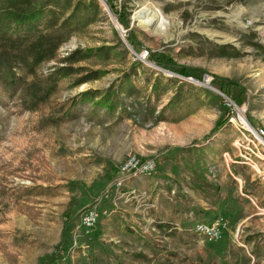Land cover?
Instances as JSON below:
<instances>
[{
	"label": "rangeland",
	"instance_id": "obj_1",
	"mask_svg": "<svg viewBox=\"0 0 264 264\" xmlns=\"http://www.w3.org/2000/svg\"><path fill=\"white\" fill-rule=\"evenodd\" d=\"M95 1L94 21L27 76L90 54L45 100L28 110L0 90V264H264V0ZM178 79L182 103L157 120ZM131 156L155 159L153 175L125 181ZM217 217L222 238L206 243L193 223Z\"/></svg>",
	"mask_w": 264,
	"mask_h": 264
},
{
	"label": "trees",
	"instance_id": "obj_2",
	"mask_svg": "<svg viewBox=\"0 0 264 264\" xmlns=\"http://www.w3.org/2000/svg\"><path fill=\"white\" fill-rule=\"evenodd\" d=\"M98 13L99 5L95 0H0L1 92L9 99H13L19 93V100L28 110L33 109V103L45 100L54 89L58 77L73 73V64L87 59L90 54L81 53L80 50L72 51L69 55L61 58L62 63H67L66 66L56 68L46 76L45 81L33 80V78L27 80V76H34L36 69L42 63L55 58L57 50L69 34L93 22ZM124 26L127 28L126 25ZM125 37L130 40L129 30L125 32ZM107 49L109 48L99 47L93 51L98 55L104 51L107 53ZM159 64L166 68L169 67V64L162 60L159 61ZM179 68L172 67L170 69L185 75L184 67ZM17 69L22 70L25 76L19 74ZM96 77L97 74L91 76L90 79ZM175 81L178 85L174 94L158 112L157 120H165L164 111L168 107L175 110L183 101L181 90L188 83H179V79ZM121 89L123 90V88ZM152 90L159 93L158 82L152 86ZM123 91L131 92L132 90L127 88ZM88 94L89 92H84L79 96L85 100ZM103 97L100 98V103L108 104L107 100L102 99ZM2 99L0 97V101ZM109 105L112 104L109 103ZM183 116L181 114L179 118ZM52 119L48 122H55L62 118ZM43 122L48 123L44 120ZM32 191L31 188H28L24 190V193L27 195ZM170 233L175 232L170 231Z\"/></svg>",
	"mask_w": 264,
	"mask_h": 264
},
{
	"label": "built area",
	"instance_id": "obj_3",
	"mask_svg": "<svg viewBox=\"0 0 264 264\" xmlns=\"http://www.w3.org/2000/svg\"><path fill=\"white\" fill-rule=\"evenodd\" d=\"M126 30H123V35L125 36ZM147 50L138 54L137 57L141 61H145L147 58ZM157 161L155 159L139 160L135 156H131L128 161L123 165L122 172L125 175V181L129 179L136 178L138 176L149 177L153 175L156 170ZM121 183H118L120 185ZM131 190V193H134ZM99 210L96 206L87 207L80 215V220L78 227L84 233H90L91 228L95 226L99 219ZM226 221L223 217H217L210 221H195L193 223L192 229L197 234L203 237L204 242L212 244L219 241L222 238L224 229L226 228Z\"/></svg>",
	"mask_w": 264,
	"mask_h": 264
},
{
	"label": "bare ground",
	"instance_id": "obj_4",
	"mask_svg": "<svg viewBox=\"0 0 264 264\" xmlns=\"http://www.w3.org/2000/svg\"><path fill=\"white\" fill-rule=\"evenodd\" d=\"M145 17L148 21H149V26L150 27H154L155 24H157L158 18H156L155 16H153L152 14L148 13V12H142L139 16V18H143ZM194 82V81H193ZM196 82V81H195ZM197 83V82H196Z\"/></svg>",
	"mask_w": 264,
	"mask_h": 264
},
{
	"label": "water",
	"instance_id": "obj_5",
	"mask_svg": "<svg viewBox=\"0 0 264 264\" xmlns=\"http://www.w3.org/2000/svg\"><path fill=\"white\" fill-rule=\"evenodd\" d=\"M101 2H103L104 3V1L103 0H100ZM104 5L106 6V4L104 3ZM107 9V8H106ZM109 11V10H108ZM170 74H173V75H176L175 73H173V72H171ZM178 76V75H177ZM180 77H182V78H184V79H186V80H189V81H196V82H198L196 79H193V78H188V77H183V76H180ZM204 85H207V84H204ZM221 95H223V94H221Z\"/></svg>",
	"mask_w": 264,
	"mask_h": 264
},
{
	"label": "crops",
	"instance_id": "obj_6",
	"mask_svg": "<svg viewBox=\"0 0 264 264\" xmlns=\"http://www.w3.org/2000/svg\"><path fill=\"white\" fill-rule=\"evenodd\" d=\"M145 181H142V183L144 184Z\"/></svg>",
	"mask_w": 264,
	"mask_h": 264
}]
</instances>
